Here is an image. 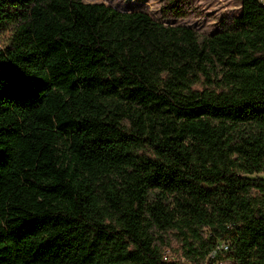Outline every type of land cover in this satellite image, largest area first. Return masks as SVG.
<instances>
[{
  "label": "trees",
  "instance_id": "1",
  "mask_svg": "<svg viewBox=\"0 0 264 264\" xmlns=\"http://www.w3.org/2000/svg\"><path fill=\"white\" fill-rule=\"evenodd\" d=\"M239 1L202 35L0 0V264H264V0Z\"/></svg>",
  "mask_w": 264,
  "mask_h": 264
},
{
  "label": "rangeland",
  "instance_id": "2",
  "mask_svg": "<svg viewBox=\"0 0 264 264\" xmlns=\"http://www.w3.org/2000/svg\"><path fill=\"white\" fill-rule=\"evenodd\" d=\"M103 2L119 10H142L164 24H182L200 34H210L219 28V22L238 16L241 12L239 0H83ZM13 25H0V49L9 46ZM166 244H161L168 257H175L180 251L177 237L169 233Z\"/></svg>",
  "mask_w": 264,
  "mask_h": 264
},
{
  "label": "built area",
  "instance_id": "3",
  "mask_svg": "<svg viewBox=\"0 0 264 264\" xmlns=\"http://www.w3.org/2000/svg\"><path fill=\"white\" fill-rule=\"evenodd\" d=\"M230 240H219L214 244V247L210 250L204 264H226L223 258V253L230 249ZM168 254L166 250L163 252V259H167Z\"/></svg>",
  "mask_w": 264,
  "mask_h": 264
}]
</instances>
